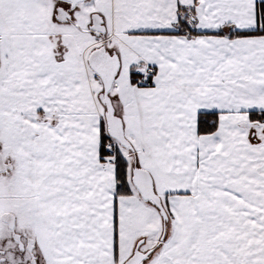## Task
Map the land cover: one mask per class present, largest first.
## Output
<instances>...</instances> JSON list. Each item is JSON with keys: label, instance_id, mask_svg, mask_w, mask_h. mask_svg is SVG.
<instances>
[{"label": "snow or ice", "instance_id": "snow-or-ice-1", "mask_svg": "<svg viewBox=\"0 0 264 264\" xmlns=\"http://www.w3.org/2000/svg\"><path fill=\"white\" fill-rule=\"evenodd\" d=\"M0 264H264V0H0Z\"/></svg>", "mask_w": 264, "mask_h": 264}]
</instances>
